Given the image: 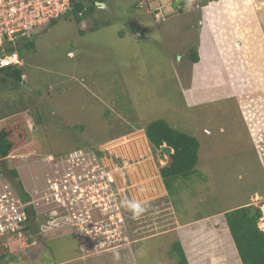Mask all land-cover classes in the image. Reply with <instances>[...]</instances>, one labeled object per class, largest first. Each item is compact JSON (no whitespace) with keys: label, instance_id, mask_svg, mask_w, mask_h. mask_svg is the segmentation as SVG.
<instances>
[{"label":"rangeland","instance_id":"374dc122","mask_svg":"<svg viewBox=\"0 0 264 264\" xmlns=\"http://www.w3.org/2000/svg\"><path fill=\"white\" fill-rule=\"evenodd\" d=\"M233 2L239 7L235 0L204 7L198 0H108L107 9L81 23L65 18L47 27L34 37L33 48L18 43L23 83L0 74V121L16 126L23 119L30 128L29 144L10 157L20 166L25 191L32 193L34 179L51 171L50 157L135 140L110 146H126L119 152L127 159H116L115 166L128 176L126 198L144 203L146 212L133 219L127 209L130 246L115 250L119 261L114 251L84 256L72 236L54 231L25 253L0 258V264H179L172 252L179 240L168 233L169 223L178 227L249 205L261 208L258 226L264 231V143L251 134L215 54L219 45L228 57L237 54L235 17L226 15ZM160 4L166 21L157 23L147 5ZM192 50L199 54L197 64ZM237 80L247 93L250 82ZM256 114L251 115L261 126L264 117ZM159 120L200 143L195 173L176 182L173 197L159 177L171 160L158 159L145 136L146 127ZM256 133L264 136V128Z\"/></svg>","mask_w":264,"mask_h":264},{"label":"built area","instance_id":"2783aa9c","mask_svg":"<svg viewBox=\"0 0 264 264\" xmlns=\"http://www.w3.org/2000/svg\"><path fill=\"white\" fill-rule=\"evenodd\" d=\"M79 1L0 0V69L22 68L18 52L8 50L20 47L21 41H33L53 23L71 17ZM135 5L142 7V3ZM163 8L162 4L147 5L157 23L166 21ZM83 14L80 11L78 16ZM126 141L135 140H112L97 149H76L50 157L51 171L41 180L34 179L32 193L25 189L22 193L5 172H0V254L25 253L36 245L38 236L54 231L72 236L84 256L130 245L127 208L121 204L127 199V188L123 187L128 185L127 175L120 174L122 166H115L116 159H127L119 152L126 146L115 150L110 146ZM4 162L0 160V166Z\"/></svg>","mask_w":264,"mask_h":264},{"label":"crops","instance_id":"0c3cea01","mask_svg":"<svg viewBox=\"0 0 264 264\" xmlns=\"http://www.w3.org/2000/svg\"><path fill=\"white\" fill-rule=\"evenodd\" d=\"M224 1L221 0V2ZM235 1L238 2L239 7L233 2L232 4L236 7L232 5V9L226 15L227 18L230 16L235 17V20H233L235 23L233 26H235L232 33L236 41L232 43L235 45L234 50L237 51V54L232 58L228 57L227 49L222 48L220 45L218 52L215 54L219 55L218 58L222 64L224 76L228 81L230 92L233 97H236L238 104L241 105L244 119L251 134L264 143L262 139L264 136L256 133L258 127L264 128V122L261 126H257L259 125L256 122L258 119L251 115L253 111H256V116H259V119L264 117V0ZM105 5L107 9L108 4ZM218 17L220 16L218 15ZM234 64L238 66L235 68L233 67ZM242 74H245V76ZM237 78L242 80L246 78L250 82V89L247 93L240 90L241 86ZM260 85L261 89L255 91ZM136 149H134L135 153ZM161 153L164 154L166 160L170 161V154L167 150L158 152V159ZM160 179L162 178L160 177ZM159 192L161 193L162 189L159 188ZM165 192H167L166 188ZM168 233L177 234L189 264H242L223 213L209 214L182 226H179L178 223V227H173L169 223ZM37 238L44 241L43 236ZM9 255L11 254L8 251L2 252L0 258H7Z\"/></svg>","mask_w":264,"mask_h":264},{"label":"trees","instance_id":"16d2710c","mask_svg":"<svg viewBox=\"0 0 264 264\" xmlns=\"http://www.w3.org/2000/svg\"><path fill=\"white\" fill-rule=\"evenodd\" d=\"M212 1L198 0L201 4L205 2L204 5H200L201 7L207 6V3ZM98 3L107 4L108 0H80L75 3L74 12L69 18L74 19L77 23L83 22L89 14L100 9ZM80 11L84 13L82 17L78 16ZM180 12H182L181 8ZM24 46L34 47L32 41L27 42ZM15 51L19 52L18 48L8 50L9 53ZM191 60L194 64L200 62L196 50H192ZM0 74L16 82V85L23 83L24 72L22 68H3L0 69ZM21 120L22 122L19 125L15 124L16 126L5 120L0 121V160L7 163L5 167L10 178L15 186L24 193L18 171L20 166L10 161L12 153L30 142V128L24 124L23 119ZM20 129H23V131H19ZM145 136L155 153L158 154V152L167 150L170 154L171 162L160 169V176L169 196L173 197L176 182H180L181 179L188 180L195 173L199 162L200 143L196 138L176 130L164 120L151 122L145 129ZM15 140L23 141L16 142ZM0 170L4 173L2 165ZM262 206H264V202ZM262 217L261 208L254 205L244 206L225 213V220L242 264H264V231L258 226ZM172 252L177 254L179 264H189L180 241L173 244Z\"/></svg>","mask_w":264,"mask_h":264},{"label":"clouds","instance_id":"9594fccd","mask_svg":"<svg viewBox=\"0 0 264 264\" xmlns=\"http://www.w3.org/2000/svg\"><path fill=\"white\" fill-rule=\"evenodd\" d=\"M121 204L125 208L129 209L132 212L133 219L140 218L146 212V207H145L144 203L137 201V200H134V199H131V200L130 199H124L121 201ZM113 257H114V261H119V259H120L119 252L114 250Z\"/></svg>","mask_w":264,"mask_h":264},{"label":"water","instance_id":"95a60500","mask_svg":"<svg viewBox=\"0 0 264 264\" xmlns=\"http://www.w3.org/2000/svg\"><path fill=\"white\" fill-rule=\"evenodd\" d=\"M97 5H99L102 9H106V5H105V4L98 3ZM159 159L162 160V161L165 162V163L167 162V160H166V158H165V156H164L163 153L160 154ZM2 166H3V170H4V172H5V175H6L8 178H10L9 172H8V170L6 169L5 165H2ZM10 179H11V178H10ZM11 180H12V179H11Z\"/></svg>","mask_w":264,"mask_h":264},{"label":"bare ground","instance_id":"6f19581e","mask_svg":"<svg viewBox=\"0 0 264 264\" xmlns=\"http://www.w3.org/2000/svg\"><path fill=\"white\" fill-rule=\"evenodd\" d=\"M147 139V138H146ZM127 142V141H126ZM128 152V151H127ZM126 155V154H125ZM148 158V157H147ZM263 209V212H264V207L262 208Z\"/></svg>","mask_w":264,"mask_h":264}]
</instances>
